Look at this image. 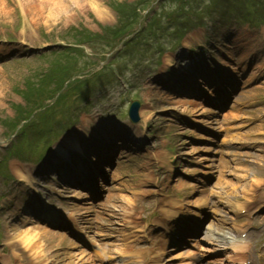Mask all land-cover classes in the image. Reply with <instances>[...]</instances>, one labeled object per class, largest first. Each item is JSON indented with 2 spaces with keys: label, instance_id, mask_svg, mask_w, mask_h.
Instances as JSON below:
<instances>
[{
  "label": "rangeland",
  "instance_id": "374dc122",
  "mask_svg": "<svg viewBox=\"0 0 264 264\" xmlns=\"http://www.w3.org/2000/svg\"><path fill=\"white\" fill-rule=\"evenodd\" d=\"M7 1L0 0V40L4 41L5 37L14 36L27 42V44L34 45L46 41V38H60L63 40L68 38L70 39L69 42L72 41L70 37L72 33L69 29L70 24H75L77 27L86 26L91 29L92 32L100 33L102 32L103 26L114 24L116 19L115 10L110 8L108 5L111 6V4H114V2L130 3L134 0H117L118 2L115 0H96V7H94V5L89 6L90 0H53L52 2L49 0H11V6H9ZM98 9H102L104 13H99L97 11ZM17 59L12 61V63L9 62L10 64H3V62L0 63V135H2L4 131L1 125L5 115L7 117L13 116V110L10 104L21 101L17 94V90L22 87L23 80L25 79L24 77L27 75V73L32 71L33 68L37 67L38 65L40 66L43 63L41 58L36 57L30 58L28 56L25 59ZM262 66H264V56ZM262 90H250L246 92L244 96L246 99L258 94L264 96V88H262ZM143 96L144 97H142V99L144 101H150V97H153L154 99L158 98L156 92L154 93V96H152V94H150L149 97H146V95ZM242 101L243 100L240 99V102ZM172 107L174 108V106ZM177 108L181 109V107ZM192 110L193 109L187 107L185 112L189 113L192 112ZM162 111L163 112L160 113L165 115L170 113L169 111L167 112L165 108H163ZM197 112L199 113L200 109H197L195 113L197 114ZM211 119L212 121L210 120V122H208L209 120L201 117V115L199 117V120L202 123L211 126L216 130H221V136H223V139L235 140L233 137H235V135H240L241 133V130L238 128L240 124L236 125V123L239 122L238 120L243 121L245 118L240 117L238 112L232 111L224 114L217 121H214L213 118ZM154 120L157 122L159 121L157 119ZM156 126L158 127V131H156L155 134H160L161 127L159 125ZM165 128H168V134H173L170 143L174 144L177 142L179 130L173 129L169 126H166ZM162 138L164 137H162L161 134L160 139ZM0 139H2L1 136ZM174 146L170 148V151H175ZM161 149L162 148H158L157 150L162 152ZM190 150L191 152H194L196 148L190 147V149L187 151L189 152ZM153 155L156 156V159L154 160L155 163L161 162L160 154ZM139 159L140 160L137 162L139 164L143 163V158ZM242 160L244 164H240V160H238L237 164H232V167L229 168V176L224 175L222 177L221 175L218 177V180L215 182L216 185L211 191L213 194H218L219 192L222 193L223 190L224 193L230 194V196L233 198L235 195H239V197H245L248 192H254L253 190L257 185L253 183L251 177L255 173L257 176H264V159L259 155V152L256 156L254 152L249 151L243 153ZM248 162H250V164H248ZM162 165L166 167V164L162 163ZM134 170H136V167L131 168V171ZM151 178V176H148V179ZM121 188V191L118 190L116 192L112 191L109 193L113 194V196H109V202L115 201L113 204L116 206L125 205V200L132 202V204L136 202V197H132L129 192V190H131L130 187L127 189L124 185L121 186ZM249 188L250 190L247 192ZM259 192L261 191H258V193ZM14 194H17V192H14ZM247 197L251 196L247 195ZM257 201L264 202V198H259ZM106 202L107 200H105L104 208L109 209ZM261 214V212L258 213L260 218H263ZM102 217H107V215H103ZM102 220H104V218H102ZM248 223H250V221ZM15 226L16 224H11L12 228ZM39 228L36 229V231L42 232V230ZM60 240V237H58L56 234H51L48 237L35 239L31 245L35 247L37 245H42L45 258H48V254L50 255V258H52L50 264H60V262H58V258H61V255L58 253L59 245L61 243ZM61 245L63 246V242ZM61 252L63 253L64 249L61 250Z\"/></svg>",
  "mask_w": 264,
  "mask_h": 264
},
{
  "label": "bare ground",
  "instance_id": "6f19581e",
  "mask_svg": "<svg viewBox=\"0 0 264 264\" xmlns=\"http://www.w3.org/2000/svg\"><path fill=\"white\" fill-rule=\"evenodd\" d=\"M54 11H56V10H54ZM211 90H213V89H211ZM176 105L177 106L182 105L181 101H177ZM256 183H259V181H257ZM220 203L224 208L230 209L231 211H233V213H235V212H237L243 208L239 204H229V203H231V199H230V194H227V193L223 194V199L220 200ZM190 216L194 217V213H191ZM46 231H48V230L42 231L40 235L41 236L44 235L45 237H47L48 233ZM35 232H36V230H35ZM35 232H34V229L31 227H27L24 231H22L23 235L26 238V239H24V241L27 242L29 245H30V243L35 241V236H37ZM235 248L241 249V248H244V246L242 244H240V245L235 246Z\"/></svg>",
  "mask_w": 264,
  "mask_h": 264
}]
</instances>
